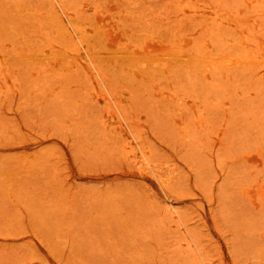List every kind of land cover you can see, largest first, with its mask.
<instances>
[{
  "label": "rangeland",
  "instance_id": "1",
  "mask_svg": "<svg viewBox=\"0 0 264 264\" xmlns=\"http://www.w3.org/2000/svg\"><path fill=\"white\" fill-rule=\"evenodd\" d=\"M0 264H264V0H0Z\"/></svg>",
  "mask_w": 264,
  "mask_h": 264
},
{
  "label": "bare ground",
  "instance_id": "2",
  "mask_svg": "<svg viewBox=\"0 0 264 264\" xmlns=\"http://www.w3.org/2000/svg\"><path fill=\"white\" fill-rule=\"evenodd\" d=\"M107 39H108V43L110 44V45H112L114 42H115V39H116V37L115 38H113L112 37V34L110 33V32H108L107 33ZM141 52H142V50H141ZM156 53H158V52H156ZM134 55H141L142 56V54H140V52L139 51H136L135 53H133ZM145 54L146 55H153L154 54V52L152 51V48H149L146 52H145ZM80 55L82 56V57H80L82 60H85V61H88V62H91L92 61V54H90L88 51H83L82 53H80ZM133 55V56H134ZM139 57V56H138ZM111 119V118H110ZM120 125V124H119ZM135 156H136V154H135ZM146 166V165H145ZM155 169V168H154ZM152 171V170H151ZM160 179V178H159Z\"/></svg>",
  "mask_w": 264,
  "mask_h": 264
}]
</instances>
